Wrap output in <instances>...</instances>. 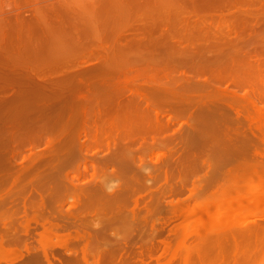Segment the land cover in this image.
I'll list each match as a JSON object with an SVG mask.
<instances>
[{"label":"bare ground","instance_id":"6f19581e","mask_svg":"<svg viewBox=\"0 0 264 264\" xmlns=\"http://www.w3.org/2000/svg\"><path fill=\"white\" fill-rule=\"evenodd\" d=\"M42 1L41 0H14L13 1L14 3L10 2L9 4H7V7H9L10 9L7 11V14L5 12V16L7 15L6 18L3 17V19L0 20V34H1L0 37L2 38V40L0 39V92H8L11 89H13L12 90L13 93L11 94L13 98L0 99V172H2L3 169H6L8 162H12V163L15 162L14 158L17 156L19 157V155L22 153V147H23L24 143L30 141V139L33 138L32 146H35L37 143H41V142H43V143L45 142L46 144H48V143L54 144L55 143V139L52 140L48 136L46 130H44L43 128H42L43 130L42 129H39V130L36 129L37 131L36 130L32 131L29 128H28L29 130H27V129L24 130L25 128L28 127V124L26 125V123H29L32 121L28 120V122H26V118L28 116L25 115V113H23L22 109L15 108V106L17 107V105H22L24 107L26 106L28 111L32 110V113L36 118L35 119L33 117L34 121L37 123L36 120L39 119L41 121V124L43 126L47 127V126L52 125V124L54 125V124H56V122L59 121L61 115L57 113L58 110L62 109L63 106H66L68 102H70V103L73 102V104H74L75 100H77L78 103H76L75 105L72 104L73 106L70 105V107H67L68 111H69L68 117H70V115H71L70 112L73 111L74 112L73 113L74 120H78L80 123V129H79L80 132L78 133V137H80V143H82V145L85 146V151H88L87 149H89L88 143H89L90 139L91 140H94V139L97 140L96 141V143H97L98 139H100L101 141H104L103 137L108 138V140L110 141L111 139L115 138L117 135H119L121 133L122 134L124 133L123 135H127L126 133H130L132 131V130H130L131 128L130 127H129L130 129L126 128V126L128 124L127 122L130 120L128 113L130 114V109L133 108L134 106L136 107V105H138V103L141 105L144 104L145 108H143V110L145 112H142V114L144 113L145 117L148 118V116L150 117L153 114L155 116V117L153 116V118H155L160 123L162 118H166L167 116H165V114H163V112H160L161 110H156L153 107H150V105L152 104V100H158L159 102H162L165 100L164 107H167V110H169V111L176 112L175 115H172V116H171V114L168 115V117L165 119V120H167L166 123L172 124L171 122L179 121L178 123L180 124V125H178V128L174 129V131L172 130V133H169L170 131H166V130H165L166 134H164V132H163V134L165 136L161 135V137L164 139V145L161 147L159 146L156 149L157 153H155L156 154V156H155L156 164L157 163L162 164V167L165 168V170L163 171V176H164L163 181L165 184L163 183L162 185H167L165 187L162 185L159 186V187H161L160 188L161 190L158 189L160 192V193L159 192L158 193L160 195H162L163 199L166 198L165 196H168L169 193L174 192V189L172 188V186L169 185L173 190L168 188V184L170 181V175L172 174V173L169 174L168 166L169 167L171 166V164L169 165V160L170 159L173 160L172 157H174L176 155L175 153H177V151H178L177 150L178 148L175 146H173V147L175 149L177 148L176 149L177 151L173 147L170 148L169 146H167V142L171 141V143H172L173 140L175 142L177 140L182 141L185 136H188L186 133L183 132L184 129L182 130V128L184 126H182V125H184V124L185 125H192L191 124L192 120L194 121L198 118V117H196V119L194 118L195 114L197 115L198 114L197 112H199V113L205 112L206 111V108H205L206 104L205 103H208V102H205L204 100L203 101L205 103H203L201 101H196V100L190 101L189 98H187L183 94H179L175 97H171L170 99H168L169 91H168L167 86H169L170 83L169 84L168 83L162 84V85H165L164 87H162L161 85H159V87H158L156 84H154V82H153L154 80H150V78H144V79H148V80H143V82H141V84H139L138 83V77H139L138 75H142L144 73L149 74V72L153 71V70H150L148 67H151V68H153V67L152 66H148V67L138 66L140 68H137L136 67L137 65L135 66V64H134V66H130L129 65L130 62L128 63V61H130L129 53H131L132 51L131 50L129 51V49L140 48V47L147 48V47L152 46L153 44H156V43H158V44L164 43L166 45L167 41L174 40V36L176 33L173 31V29H174L173 24H171L174 19L175 20L177 19L179 21V27L180 28L176 24L177 28L179 30H182L181 28L189 29L188 27L197 28V27L202 26L203 23H205V22H207V20H209V18L206 19L207 17L205 18V16H199V15H202L201 12L204 10H207V11L211 10V12L214 10H216V11L220 10L221 11L223 8H225L227 6L231 7V5H236V4H243V5H245V8H247V7H251L250 5L254 2V0H157L154 3L151 2L152 0H96V1L93 0L94 3L92 4L91 7H90L91 4H89L88 8H87V5H85L86 9L90 8L87 11H90V13L92 12L94 14V17L90 16L91 19L90 18L87 19L85 14L83 15L85 17L84 18L81 14H83L85 12H83L82 10H79L78 6H80V5L77 6L76 3L73 2L72 0H69V1H72L73 4H72V2L69 3V1L61 0V1H57L55 3L43 4L41 6L34 8V9H31V10L25 8L27 5H30L33 3L34 4L40 3ZM78 1L79 0H77V2ZM258 2H260L262 5H264V0H258ZM74 3H75V5H74ZM4 4H5V2H4ZM10 4H13V5L11 6ZM71 4L74 5L75 7L72 6ZM262 5H260V7H262ZM141 7L144 8V14H146L145 15L146 17L144 16V14H141V16L143 15L144 18H142V17H141V19L140 18L136 19V17L134 18L135 14L137 13V11ZM245 8H241V10L245 9ZM0 10H2V9H0ZM4 10H6V9H4ZM259 10L260 9H258V12H255V13L250 12L247 14L244 12L243 13L238 12L239 14H237V16L239 15V17L236 16L235 20L232 19L233 20L232 24L231 23L226 24V26H227L226 30L227 31L223 33V35L225 37L224 42H221L220 40L218 41L217 37H215L217 34L216 33L214 34L215 36H213V38L215 39V44L218 42V43H221L220 46H223L226 44V46L228 48L229 47L237 48L238 47L237 42H239V40L243 41L244 37L240 38V36L238 34H234V33H237L236 31L239 29L248 28L247 24L251 23L250 22L251 19H249V17H251L253 19H259L260 16L261 17L264 16V10L262 9L261 10L262 12H259ZM188 12L194 13L198 17H196V19H194V20H190V18L188 16L182 17V15H181L180 18H176L175 15L173 16V14L180 15V14H186ZM205 12L206 11H204L203 15H205ZM2 13H3V10H2ZM80 15H81V17H80ZM90 15H92V14H90ZM208 15H206V16H208ZM170 16H171V18H170ZM210 19H212V17H210ZM215 20L216 19L214 18V19L210 20L211 22H209V21L208 22L212 23V21H215ZM244 25H246V26L244 27ZM164 27H165L166 31L164 32V30H163L162 33H160L161 35L159 34V36H156V33H157L156 30L157 29H159V30L164 29ZM128 29H135L139 32L143 31L144 33H147L148 35H147V37H144V38H133V39L131 38L132 39V40L130 39L131 41L126 40V42H124L123 44L120 43V45H117V44H119L118 42L121 41V38L129 39L128 37L123 36L124 32H126V30H128ZM89 31H93L91 36H93L92 38H93L94 42H96V41L100 42L105 37H111V38H113V40H115L116 45H114V46L117 48H112L109 50L107 49L108 51H106L104 48H94V46L91 48V46L88 44L89 42L87 40L89 37L88 36ZM139 32H136V35ZM3 35H4V38H3ZM139 35H142V33H139ZM180 35L185 36L184 34H180ZM252 35L257 36L258 34H256V35L252 34ZM181 39H183V38H181ZM220 39L222 40V38H220ZM143 40H145V41H143ZM127 41H129V42H127ZM261 42L262 43L259 42V45L257 46V48H254V50H252V51L250 49H247V50L242 49V50H245L244 51L245 53H243V51H241V49H239L241 51L240 54L242 55V58L245 55L244 58L247 57L250 60L249 61L248 59H245L248 61L247 64L250 65L251 62H253V64L254 63L257 64L258 62L261 61L262 65H264L262 62V61H264V57H262L264 54V41H261ZM125 44L130 45L131 48H123V46H127ZM175 49H177V48H175ZM184 50L185 49L182 48V49H177L178 52L176 50H174L173 52L178 53V54L174 53L177 56L184 54V52H185V54L189 53V52L184 51ZM248 50H250V52H248ZM246 51L248 53H246ZM236 53H237V51H236ZM48 54L51 56L45 58L43 61H41L40 63H38L36 65H30V62L33 59H40V58H42ZM80 54L86 55V58L83 57L84 59H87V58L90 59V60L82 61L83 65L91 63L90 61L94 62L95 60L97 63L96 62H95L96 64L92 63V65L90 64L91 67L83 69V68H80V66L78 64H75V66H71L69 62L65 61L66 58H72V57L75 58L73 61L80 59V56H81ZM99 55L100 56L102 55V56L100 57ZM138 55H140V54H138ZM141 56L142 55H140V57ZM91 57H93L94 59L92 58L93 59L92 60ZM232 58H234V57H232ZM244 58H243V60H244ZM254 61H256V62H254ZM185 63L186 62H184V64ZM183 65H182V68H180V67L175 68V69L172 68L173 70L171 71V72H173L172 75L177 74L176 77L174 76L176 79L174 80V83L171 85L176 86V88L178 90H182V89L191 90V89H196L197 87H200V86H208V84H210L209 78H208V80H207V78L203 79V81L202 80L198 81V79L195 80V76H196L195 74H197L196 72L198 71V69H196L197 71L188 70L190 68H188L186 70L184 68L191 67V65L190 66H185V65L183 66ZM252 65H250V66H252ZM258 65H260V63ZM166 67H168V66H166ZM198 67L200 68L202 66H198ZM72 68H73V70L76 69V72H74V74L72 73L73 75L69 76L68 74L64 73V71L72 69ZM154 68H156V67H154ZM158 68H160V67H158ZM194 68H197V66H195ZM263 68L264 67L262 66L261 69H263ZM148 69H149V71H148ZM165 69L166 70L168 69V71H169L170 67L165 68ZM51 70H53V72L48 75V73ZM146 70L148 72H145ZM157 70H159V69H157ZM94 71H103L102 73H100V75L102 77L97 79V80L85 78L89 72H94ZM177 71H178V73L175 74V72H177ZM200 71L203 72V70H200ZM171 72H167V73L171 74ZM154 73H152V74H154ZM167 73H166V75H168ZM192 74H194V75H192ZM211 74H213V73H211ZM214 74H216V73L214 72ZM62 75L64 78L69 76L70 81L65 83L64 81H61L63 78L62 79L57 78L58 76H62ZM166 75L164 73L165 79H166ZM164 76H162V77H164ZM169 76H171V75H169ZM215 76H216V78H218L217 75H215ZM241 76L244 77L245 75L242 74ZM51 77H53V78H51ZM228 77H229V75H228ZM234 78H237V79L236 80L233 78H230V79H232L233 82L235 84H237V86L238 85L243 86L244 89H246L245 87L249 86V83L251 82V80L249 82L248 81L249 79H244L242 77H234ZM56 79H58V80H56ZM220 79L221 80L227 79V74L224 76H221ZM156 81H159V80H156ZM167 81H165V82H167ZM227 81H230V80H227ZM255 81H256V79H255ZM262 81H264V80H262ZM262 83L264 86V82H262ZM258 84H259V82H258ZM254 85H255V87H259V85H261V84H259V85L254 84ZM160 86H161V88H160ZM257 89H259V88H257ZM160 90H162V91L160 92ZM126 94L128 95L127 98L121 97V95H126ZM153 94H156V95L162 94V96H160L162 98H160L159 96L158 97L157 96L150 97ZM246 94H248V91H246ZM210 103H212L211 100H210ZM10 105H11V107H10ZM77 105L80 108V109H78V111L76 110ZM210 106L211 105H209V107ZM213 106H215V105H213ZM226 106H227V104H226ZM216 107L218 108V106H216ZM219 109H221V108H219ZM223 109H222V111L224 112ZM200 111H202V112H200ZM50 113H52L53 115H51ZM223 114H225V112ZM199 115H201V114H199ZM130 116H131V114H130ZM169 116H171V117H169ZM214 117H216V116H214ZM151 118H148V119H151ZM201 118H203V117H201ZM29 119H31V118H29ZM43 119L46 120V121L44 120L45 125L42 123ZM225 119H227V118H225ZM229 119H230V117H229ZM9 121H10V123H9ZM11 121H12V123H11ZM118 121L123 122L124 124L123 123L122 124L124 125L125 128L123 127L120 130L117 129L115 126L118 125L116 123ZM236 121H237V119H236ZM6 122H8L9 124H6ZM200 122H199V124H201ZM41 124H39V125H41ZM193 124H195V121ZM204 124H202V125H204ZM36 125H38V124H36ZM195 125H198V124H195ZM24 126H25V128H24ZM31 127H34V126H31ZM227 127H228V125H227ZM239 127H241V126H239ZM147 129L149 130V128H147ZM188 129H186V130L189 133L190 131H188ZM226 129L228 132V128H226ZM235 129H236V127H235ZM148 130H146V131L142 130L143 131L142 133L145 134L143 137L141 135L142 133L140 132L141 133L140 134L141 140L140 139L139 140L142 143L141 146H145V145H149V144L155 145L156 137H157L156 133L151 132L152 129H150V132H148ZM167 130H170V129L167 128ZM63 131H68V130L63 129ZM118 131H120V133H117ZM232 131H235V130L232 129ZM30 132H33V133H30ZM156 132L158 133V131H156ZM129 135L130 134H128L127 136H129ZM229 136H231V135H229ZM130 137H132V136H130ZM67 138L65 137V135H62L60 138H58V141H59L58 145L60 147H58V149L55 150L52 153V155H50V156H47V157H46V155H36L35 156L36 153L32 154V158L41 162V164L38 166V171L35 173L34 178L29 179V182H28L29 184L27 186H29V187H33V186L35 187L36 186L35 188L33 187L34 189L31 188L32 189L31 192L35 193L36 195L37 194H39V195H37L38 198H37V196H36V198H33V197H35L32 195L33 193L30 194V197L33 196L30 199H32V200L34 199L33 204H31L32 202H30V200L28 199L29 196H27L28 198L26 197L29 200L28 201V200H26V198H25L26 195L24 193H23L24 194L23 195L21 192L20 193L18 191H17L18 193L16 192V196L19 197V195L22 194L21 195L22 198L24 197L23 198L24 201L21 199V197H19L20 200H22L19 202H23L21 204L22 205L24 204L23 209H25L23 212L25 214L22 215V217L19 216V214H21V213L18 214V211L19 212L23 211L21 209L23 206L21 204L17 203L19 206L21 205L22 207H20V208H18L17 206L14 207L16 205V202H18L17 201L18 198H14L15 193H14L13 189H15V188L18 189V187L16 186V184H18V186L20 188L19 191L23 190V192H24V189H22V188H24L26 181H21L23 179L21 177H24L23 175L25 174L26 168L27 169H30V168L28 166L25 167L22 163H21L20 167L17 164L18 165V168L16 170L17 175H15L11 178V180H12V185H11L12 191H10L9 194L8 193L5 194L4 196L2 194H0V222L2 225V226H0V251H6L8 253L16 255L14 259L11 258V260H8L5 262L0 261V264H55L52 261V259L55 258L56 255L54 253L58 249H63L64 254L68 255V257L65 256L67 259H65V260L60 259L61 264H121V263L125 264V261H127L128 264H131V262L137 257L134 255L133 252L131 253V255H129L127 253L128 255L127 254L126 255L129 257H127L126 259H124L125 257L123 258L121 256L122 254H120L121 257L118 256L117 254L121 253L119 250H121V251L127 250L126 246H128L129 240L130 239L133 240V237L136 234L134 232H136V229L138 230L139 228H140V232L139 231L138 232L140 233V238L145 237L146 239H145V241L142 242L143 243L142 248L139 249L142 251L141 252L139 251L138 253H140L142 255H147V257H149V258L156 257L155 259H157L159 264H177L178 262H180V260H181V264H191V262L194 261V259H197L196 258L197 255H195L194 258L193 257L191 258V255H194L193 252H195L194 247H191V245H194L193 243L191 245H189L191 247V249H189L190 248L189 246H185V245L180 246L181 250H183V247H185V251L183 254L188 253V256L184 255V258L183 257L178 258L180 260H176L177 259L176 256L178 254H174L173 256H175V257L170 258V259L166 260L165 262L161 263L160 260L163 257H165L166 254L161 253L157 256L154 255L160 246L163 247L165 245V242L161 241L160 244H158V245L154 242V240L156 238L155 236L158 233L157 232L158 230L156 229L157 228L156 223L159 220V218L161 219V217H162V216H160L161 214L159 215L160 217L158 218L157 221L152 220L151 229H150V232H148V234L146 232L148 229L144 230L145 226L148 225L145 223H148L146 221H148V219L150 218V217H148V214H149V216H151V214H153L155 211L158 210V209L155 210L152 207L151 201L153 200V198H151V197L152 196H158L159 194L157 193L158 195L157 194L154 195L152 193L153 191L151 190L152 192L150 191L151 194H149V195H146V196L142 195V196L136 197L138 195L137 193L139 191L141 192L140 187L142 185H145V184H142L144 182H142L140 180V175H141L140 172H142V174H144V170H146V163H145L146 161L142 160L143 158L142 159H140L141 157L135 158V159H139V161H138L139 163H138V165H136L135 162L133 161L134 158L133 159L131 158L132 160H130L129 159L130 157L120 156L119 153L117 154V152H119L118 149H117V151L115 150L116 149L115 145H113L114 148L112 149V143H110L108 141L107 142V144H108L107 149L109 150V152L104 156L101 155V156H103L102 159H99V157L96 155V153L94 154V157H93L94 160L93 161L89 160V158L87 156H85V157H83V160H84L83 163L77 164L75 172H73V175H74L73 177H71L69 175V173H66V176H64L62 174V172H63L62 167H65L66 165H68V162L70 163V160L68 161V158H67V153L69 150L68 146H66L69 144V140H67ZM83 138H84V140H82ZM185 138H187V137H185ZM188 138H190V136ZM87 140H88V142H87ZM125 141H127V140L125 139ZM132 141L135 142L134 140H132ZM136 141H138V140H136ZM216 141H218V140H216ZM11 142H14L16 147L14 146V147L9 148L8 146L10 145ZM130 143H132V142H130ZM165 143H166V145H165ZM116 145H118V144H116ZM128 145H130V144H128ZM128 145H126V146H128ZM139 145H140V142H139ZM169 145H170V143H169ZM232 146H233V144H232ZM117 148H120V147H117ZM182 149L189 150V147L186 146L185 148H182ZM129 150H132V148L130 147ZM179 150H180V148H179ZM174 151H176V152L174 153ZM182 152L185 153L184 151H182ZM125 153L126 152H124V154ZM152 154H154V153H152ZM178 155L179 156L177 157V160L180 157V154H178ZM186 155L188 156L189 153H187ZM181 156H183V155H181ZM97 157L99 160L97 159ZM35 160H33V161H35ZM50 160H54L55 164L50 166V164H49ZM202 162H204V161H202ZM252 163L255 164L256 162H252ZM153 164H151V165H153ZM45 165L47 166V168L49 166V169L48 170L46 169L47 171L45 169H44V171L41 169ZM134 165L138 166V168H136ZM162 167H159V168H162ZM242 167L244 168V166H242ZM248 167H250V166L248 165ZM15 168H16V166H15ZM134 168H135V170H134ZM254 168H255V166H254ZM107 169H112L113 173L114 174L116 173L119 176H121V175L126 176V174H129V175H128V177H125V179L122 183H119L117 185H111V183H110L108 185V183H106V181L103 180V178L102 179L97 178V174L100 171H105ZM258 169H259V167H258ZM82 170H84V171H82ZM133 170L135 171L134 176H131L130 173ZM181 170H183V169H181ZM156 171H158V170H156ZM220 171H218V172H220ZM106 172H108V170ZM225 173H222L220 175H217V173L216 174L214 173V174H212V177L209 176V180L216 182V184H211L210 183L211 181H209L207 179H206L207 182H204L203 186L205 188L212 187V189L214 190L212 193L210 192L211 195L208 194V196H211V198L214 199V202L216 200H218L221 204L219 202H217V203H219V205L226 206V208L225 209L222 208L223 209L222 211H221V208H218L219 212H221V213L216 214V215L220 214L219 217L218 216L216 217V215L214 216L215 217L214 220L217 222V224L215 226H213L215 223L212 224L213 219L207 220L209 224H212L213 228L208 229V227L211 226V225H209L206 228L203 227L202 231H200V230L195 231V235H196V237H198V238H196V237L195 238L198 239V243L202 246L199 247L200 250H199V248L196 247L198 245L195 244L194 246H195L196 250L198 249L199 251H202L201 250L202 247H204L206 244L205 248L208 247V249H207L208 251L206 250V254L209 255V252L211 251V253H210L211 258H213V257L219 258V259H216V261H214L215 258L214 259L209 258L210 261L208 263H211V264H218V262H219V264H252V263H254L253 261L256 262V260L260 259L259 257H257L256 260H254L256 255L260 256V254H256L257 251H259L258 253H262L264 251L263 250L261 252L262 248L264 249V247H263L264 246V216H262L264 214L261 215L262 217H259L256 214L255 216H257V217L253 216L256 219L251 218L250 221H248V222H244L243 224L239 223V225H240L239 227H226L223 224L225 222H228L227 220H229V219H227V218L230 216L228 214L235 213L236 211H238L237 213H239L241 215L242 214L245 215V214H248V212H249V210H247L248 208L252 212H254L253 206L262 202L264 199V190L261 192L262 194H256L253 196L250 195L251 197L248 196L249 194L246 195L247 193H243V192H241L242 194H237L236 192L234 193L233 190H235L234 188H236L235 187L236 184L240 183V181L235 179V177L233 179L232 177H229V176H232V175L236 176V175H238V173L235 171L232 173L228 172L229 176L227 175V177H222L223 174L225 176ZM241 173H242L241 175H244L243 171ZM60 174L63 175V177H62L63 179L60 177ZM109 174H110V172H109ZM81 177L85 178L84 182L82 183L85 185L80 184ZM143 177L144 176H142V178ZM64 178H65V180H64ZM239 178H241V177H239ZM50 179H54L55 181L63 180L67 184V185L65 184L67 187L64 188V190L66 191L69 188L68 192H66V193L68 194L70 192L72 194V198L74 199V200H72V203L69 204L68 213H65V210L63 209V207L61 208V210H58V209H60V208H58L57 211L55 210V211L45 212L42 210L46 206L45 202L46 203H47V201L49 202L50 196H48L47 197L48 199H46V196L48 194L45 193L44 187H45L46 182L49 181ZM74 179H76V180H74ZM188 179H190V178H188ZM151 180L153 181L155 179H151ZM219 180L221 181V183L217 184V182H220ZM222 180H224V181L222 182ZM244 180H245V178H244ZM3 181H5V182L8 181V174L6 172L4 174L0 175V185L3 183ZM147 181H149V180H147ZM173 182L175 183V180ZM208 182L211 185H209V187H206L205 185L208 186V184H209ZM262 182H264V181H262ZM21 183H23V184H21ZM153 183H154V181H153ZM212 185H216V186H214L215 188ZM262 185L263 184H261V186ZM193 186H197V185H193ZM104 187H106L107 189H110V190L114 189V192L107 194L103 190ZM162 187H164V188H162ZM36 188H39L38 190L39 191L41 190V192H39L38 190H36V191H38V193H36V191H33ZM175 188H178V187H175ZM197 188L202 189L203 187H192V189H191L192 193H190V196H188V197L198 198L201 194V193L199 194L198 192H202V190L198 191ZM263 188L264 187H262L261 189H263ZM158 190H156V191H158ZM182 190H183V188H182ZM256 190L257 189H255V191ZM84 193H87L88 199L85 195L82 198H80V196H82ZM17 194H19V195H17ZM45 194H46V196H45ZM130 194L133 197H135V198L132 197L134 199L135 203H134V206L132 205L133 207L130 208V210L128 209V212H126L124 214L123 211L120 210V207L116 208L114 206L118 207V205H119L118 203H120V201L122 200L120 198H122L123 196L127 197V199H130V201L133 202V199L131 200V197L130 198L128 197V196H130ZM94 196H96L99 199L101 197L104 198V201L102 199L103 202H101V203H106L105 201L110 202L109 206H110V208L112 207L113 210L111 211V216L109 218V222H108V224H105L104 222L102 224H100V223L92 224V225H95L96 227H95L94 231H91L90 228L92 225L88 224V222H86L85 220H82V228L80 229V202H83V205L87 204V203L89 204L91 202H88V201L90 199H92ZM96 197H95V199H96ZM158 197H161V196H158ZM69 198H70V196H69ZM50 199H51V197H50ZM139 199L144 200L143 210L141 209V207L139 208V201H140ZM118 200H120V201H118ZM211 200H208V202ZM92 201H95V200L93 199ZM122 201H124V200H122ZM163 201L164 200L161 201V204ZM212 201L210 204L208 203L206 206H209V205L212 206L214 203V202L212 203ZM27 202H28V204L30 202L29 205H31V206H29L27 204ZM149 203H151V204H149ZM48 204H50V203H48ZM177 204L180 205L181 202L177 203ZM34 205H35V207H34ZM109 206H106V207H109ZM203 206H204L203 211H205V212H207V210H208L207 208H210V209L212 208V207H206L205 204ZM217 206H216V209H217ZM250 206H252L253 209H251ZM157 207H159V206H157ZM162 207L160 208V212H161ZM171 207H172L171 208L172 210H170V213L172 212L171 215L173 217L172 216L171 217L170 216L169 217L168 216L162 217V219L160 221L161 226L166 225L172 218L173 219L178 218V216L176 215V211L173 209V205ZM178 207L179 206H177V208ZM27 208H30V210L32 209V214L29 213V211L27 212V210H28ZM137 208H139V209H137ZM197 208L198 207L196 206L195 211H194V213H196V214H194L193 217L198 215L197 213H199L198 209L200 208V205H199V208L198 209ZM18 209H20V210H18ZM205 209H207V210H205ZM44 210H46V209H44ZM196 210H197V212H196ZM233 211H235V212H233ZM160 212L158 210L157 213L159 214ZM252 212H251V214H253ZM237 213H235V215ZM225 216H227V217H225ZM237 216H239V215H237ZM20 217H21V220L18 219ZM66 217H68L67 219L71 220V223H70L71 225H69V226L62 225L60 222H58L60 219L64 220L63 218H66ZM207 217L213 218V216H208V215H207ZM232 217L236 218L234 216H232ZM16 218H17V221L18 220L21 222L24 221L25 223L21 224L18 222L19 224H14V223H17ZM123 220L128 221L126 227H123V226L120 227V224ZM31 221H36L37 223L40 222V226L43 229V231L41 233H38L39 237L36 240L37 244H34V243L30 244L24 238V235L26 236L29 233V229L31 227V225H30ZM209 221H211V222H209ZM239 221H244V220H239ZM245 221H247V219ZM234 222H236V221L234 220ZM72 224H73V226H72ZM116 224L118 226H116ZM143 224H145L144 229L142 228ZM18 225H20L22 227H20V226L18 227ZM118 227H120V229H122V228L125 229L124 231L123 230H121V231H123V232L127 231V234H125L126 233L125 232L123 234L124 236H122L121 235L122 232H120V230H118L119 229ZM109 229L111 231H113L112 236H114L113 238H115L113 241L116 240L115 242H118V244H116L114 242L115 246H114V244H112V246H109L111 248H109V250H104L105 253L102 252V254L104 256H101L100 255V251H101L100 242L102 241V239H105V242H106V239H107L106 234L108 232L107 230H109ZM133 234H134V236H133ZM158 235H160V234H158ZM80 236L82 238V244L81 245H80ZM178 242H180V243L183 242V239H182V241H178ZM111 243H113V242H111ZM169 247H170V243H167V245L165 247H163V249L165 251H168L170 249ZM131 250H132V248H131ZM189 250H191V251H189ZM158 251H160V248L158 249ZM203 253H205V251ZM213 253L215 254V256L211 255ZM132 254H133V256H135V258L132 257ZM196 254L199 255V253H196ZM227 255H230V256H228L229 259H227ZM116 256H118V257H116ZM199 256H201V255H199ZM263 256L264 255L262 254L261 259L259 261H262ZM51 257H53V258L51 259ZM131 257L133 258L132 261L129 260ZM116 258H118V259H116ZM189 258H191L193 260H191ZM176 261H178V262H176ZM198 261H199V259H198ZM207 261H208V259H207ZM133 262L135 263L136 259ZM133 262H132V264H134ZM143 262H145V261H143ZM194 262H192V264H194ZM201 263H203V261ZM144 264H146V263H144ZM197 264H199V262Z\"/></svg>","mask_w":264,"mask_h":264},{"label":"rangeland","instance_id":"374dc122","mask_svg":"<svg viewBox=\"0 0 264 264\" xmlns=\"http://www.w3.org/2000/svg\"><path fill=\"white\" fill-rule=\"evenodd\" d=\"M1 1H0V9L3 10L4 14L2 13V10H0V20H2L3 17L6 18V16H7V15L5 16V12L7 14V11L10 9L9 7H7V4H9L10 2L14 3L13 2L14 0H9V1L8 0H1ZM3 1L5 2V4ZM57 1H61V0H43L40 3H35V4L33 3L30 5H27L25 8L31 10V9H34L38 6L43 5V4L55 3ZM66 1H69V0H66ZM72 1L75 2L77 6L78 5L81 6V7L78 6L79 10H82L83 12H85V13L81 14L82 16L85 14L87 19H89V18L91 19V17H94V14L92 12L90 13V11H87L90 8L86 9V6H85V5H87V8H88L89 4H91L90 5V7H91L92 4L94 3L93 0H79L78 2H77V0H72ZM72 1H69V3ZM94 1H96V0H94ZM155 1H157V0H152L151 2L154 3ZM73 2H72V4H73ZM260 2H258V0H254V2L250 5L251 7L246 6L247 8H245V5H243V4H236V5H231V7L227 6V7L223 8L221 11L220 10H217V11L214 10L215 12L214 11L211 12V10L210 11L204 10V11H206L205 15H203L204 11L201 12L202 15H199L200 13L198 15L199 16H205V18L207 17L206 19L209 18V20H207V22L203 23L202 26L197 27V28L188 27L189 29L181 28L182 30H179L177 28V25L179 27V21L177 19L176 20L174 19L171 23V24H173V28H174L173 31L176 33L174 36V40L167 41L166 45L164 43H159V44L156 43V44H153L152 46H149L147 48L140 47V48L129 49V51L130 50L132 51L131 53H129L130 61H128V63L129 62L131 63V64L129 63L130 66H134V64H135V66L137 65L136 66L137 68H140L138 66H141V67L142 66H146V67L152 66L153 68L156 67L154 69L151 67H148L150 70H153V71H150L149 74H146L143 72L144 74L138 75L139 76L138 77V83L139 84H141V82H143V80H148V79H144V78H150V80H154L153 81L154 84H156L158 87H159V85L164 87L165 85H162V84H166V83L169 84L170 83V85L167 86L168 91H169L168 99H170L171 97H175L179 94H183L187 98H189L190 101L196 100V101H201L203 103L208 102V103H205L206 107L204 106L206 108V111L204 110L205 112L200 111L202 113L197 112L198 114L197 115L195 114L194 118L195 119H196V117L199 118V119L197 118L198 120L197 119L194 120L195 124H198V125L193 124L194 121L192 119H191L192 120L191 124L193 126L192 125H185V124L182 125V126H184L182 128V130L184 129L183 132L188 135L185 137L188 138L190 136V138L187 139L184 137L182 141L177 140L175 142L173 140L172 143H171V141L167 142V146H169L170 148L175 146L178 148V149L177 148L176 149L179 151L178 152L173 147L177 151V153H175L176 151H174V153L176 155L174 154L175 156L174 155L173 156L175 158L172 157L173 160H171V159L169 160V165L171 164V166L170 167L168 166L169 174L172 173L170 175V181L168 184V188H170V189L173 188L174 189L173 193L172 192L169 193L168 196H165L166 198H164V199L162 198V195L159 194L160 193L159 190H161L160 189L161 187H159V186H161L164 183L163 171L165 170V168L162 167V164H159V163L156 164V162H155L156 161L155 160V156H156L155 153H157L156 149L159 146L161 147L164 145V139L161 137V135L165 136L164 135V134H166L165 130L170 131L169 133H172V130L174 131V129L178 128V125H180L178 123L179 121L171 122L173 125L166 123L167 120H165V119L168 117V115H170V114H171V116L175 115L176 112L169 111V110H167V107H164L165 100L162 102H159L158 100H152V104L150 105V107H153L156 110H161L160 112H163V114H165V116H167L166 118H162L160 123L155 118H153V116H154L153 114L150 117L148 116V118L152 117L151 119H148L147 117H145L144 113L142 114V112H145L143 110V108H145V106H144V104L141 105L138 103V105H136V107L134 106L133 108L130 109L131 116L128 113L130 120L127 122L128 124H127L126 128H128V129L131 128L130 130H132L130 133H126L127 135L130 134L129 136L123 135L124 133L123 134L121 133V134L117 135L115 138L111 139L110 141L108 140V138H105V137H103L104 141H101L100 139H98L97 143H96L97 140H95V139L91 140L90 139L89 143H88V146H89L88 147L89 149H87L88 151H85V146L82 145V143H80V137H78V133L80 132L79 131L80 123L78 120H74V117H73L74 112L71 111L70 112L71 115H70V117H68L69 111H68L67 107H70V105L73 106L76 103H78V101L75 100L74 104H73V102L72 103L68 102L66 106H63L62 109L58 110L57 113L61 115L59 121L56 122V124H54V125L52 124V125H49L47 127L43 126L39 119L36 120L37 121V123H36L34 121L35 116L33 115L32 110L28 111L26 106L25 107L22 105H17V107L15 106V108H17V109H22L23 113H25V115L28 116L26 118V122H28V120L32 121V122L26 123V125L28 124V127L25 125L27 128H25V126H24V128H25V129L23 128L24 130L30 129L33 131L36 129L39 130V129L43 128L44 130H46L48 136L52 140L55 139V143L54 144H49V143L46 144L45 142L44 143L43 142H41V143L36 142L37 144L35 146H32L33 138L30 139V141L24 143V145L22 147V153L19 155V157L17 156L14 158L15 162H13V163L8 162L6 169H3V171L0 172V175L4 174L5 172L8 174V181L7 182L3 181V183L0 185V194H2L4 196L5 194H7V193L9 194L10 191H12V186H11L12 180H11V178L13 176L17 175L16 170L18 168V165L20 167V165L22 163L25 167L28 166L30 169L26 168L25 174L23 175L24 177H21V178H23L21 181H26L24 188H22V189H24V192H23V190L19 191L20 188H19L18 184H16L18 189H16V188L13 189L14 193H15L14 198H18V200H17L18 202H16V205L14 207L17 206L18 208H20L24 205V204L23 205L21 204L23 202H19V201H22L24 198V197L22 198V196H21L23 193L26 195L25 198L27 196H29V198L28 197L27 198L30 200V202H32L31 204H33L34 199L32 200L30 198H32L33 196H35L33 198H36V196L39 194L36 195L35 193L31 192V190L34 189L36 186L35 187L33 186L34 187L33 188V187H29L27 185L29 184L28 183L29 179L34 178L35 173L38 171V166L41 164V162L32 158V154L36 153L35 156L36 155H46V157L52 155V153L55 150H57L58 147H60L58 145V143H59L58 138H60L62 135H65L66 138L68 137L67 140H69V144L66 146H68V148H69L68 153H67V158H68V161L70 160V163L68 162V165H66L65 167H62L63 172L62 171L61 172L64 176H66V173H69V175L71 177L74 176L73 172H75L77 164L83 163V161H84L83 157L87 156L89 158V160L93 161L94 160V158H93L94 154L96 153V155L99 157V159H102L103 156L109 152V150L107 149V147H108L107 142L109 141L110 143H112V149L114 148L113 145H115L116 151L118 149L119 152H117V154L119 153L120 156L130 157L129 158L130 160H132L134 158L133 161L135 162L136 165H138L139 159H135V158L141 157L140 159L143 158L142 160L146 161L145 162L146 163V170H144V174H142V172H140L141 173L140 180L142 182H144L142 184H145V185L141 184L142 185L140 187L141 192L139 191L137 193L138 195L136 197H139L142 195L143 196L149 195V194H151L152 191H153L152 193L154 195H156L159 192L158 193L159 195L158 194L157 195L161 196V197H158V196H152L151 197V198H153V200L151 201L152 204L151 203H149V204H151L155 210L158 209L160 212V208L162 206L163 207H162L161 212L159 214L157 213L158 210L155 211L153 214H151V216H149V214H148V217H150V218L148 219V221H146L148 223H145V224H148L147 225L148 227L145 226V229H144L145 224L142 225L143 226L142 228L144 230H147V229L149 230V231L148 230L146 231L147 234H148V232H150L152 220L157 221L160 216H162V217H164V216L169 217L170 216L171 217L172 212L170 213V210H172L171 209L172 205H173V209L176 211V215L178 216V218H174V219L172 218L166 225L161 226V223H160V221L162 219V217H161V219L159 218V220L156 223L157 228L156 227L155 228L158 230L157 231L158 233L155 236L156 238H155L154 242L158 245V244H160L161 241H164L165 245L163 247H165L167 245V243H170V247H169L170 249L168 251H165L163 249V247L160 246L159 247L160 251H158V249H159L158 248L157 252L154 254L155 256H157L161 253L166 254V256L160 260V262L162 263V262H165L166 260H168L170 258L175 257V256H173L174 254H178L176 256V258H177L176 260H180V259H178L180 257L184 258V255L188 256V253L183 254L185 251V247H183V250H181L180 246H184V245L189 246L193 243L194 245L195 244L198 245V246H196L197 248L201 247L202 245H200L198 243V239H196L198 237H196L195 231H197V230L202 231L203 227L206 228L209 225H211V226L208 227V229L213 228V226H215L217 224V222L214 220V218H215L214 216L218 213H221V212H219L218 208H221V211L223 210L222 208H224V209L226 208V206H224V205L223 206L219 205L220 202L218 200H216L214 202V199H212L211 196H208V194L211 195V193L214 191L212 189V187H209V185L216 184V182L209 180V176L212 177V174H214V173L215 174L217 173V175H220V174L226 172L227 174L225 173V176L223 174L222 177H227L228 172L232 173L235 171L238 173L239 176L238 175H236V176L235 175H232V176L228 175L229 177H232L233 179L235 177V179L240 181V183L236 184V186H235L236 188H234L235 190H233L234 193L236 192L237 194H242L241 192H243V193H247L246 195L249 194L248 196H250V195L253 196L256 194H262L261 192L264 190V188L261 189L262 187H264V182H262V181H264V89H263L264 86L262 83V82H264V81H262V80H264V68L261 69L262 66L264 67V65H262L261 61L259 60L260 62H258L257 64L256 63L253 64V62H251L253 65L250 63V65H252V66H250L249 64H247L248 61L245 60L248 58L247 57L244 58V56H245L244 55L243 56L244 60H243L242 55L240 54L241 51H243V53H245L244 51L247 49H250L251 51L254 50V48H257V46L259 45V42L262 43L261 41H264V16H262V17L260 16L259 19H253V18L249 17V19H251L250 20L251 23L247 24L248 28L239 29L236 31L237 33H234V34H238L240 36V38L244 37L243 41L239 40V42H237L238 43L237 48H231V47L228 48L226 46V44L223 46H220L221 43H218V42L215 44V39L213 38V36H215L214 34L216 33L217 35L215 37H217L218 41L220 40L221 42H224L225 37H224L223 33L227 31L226 30L227 29L226 24H230V23L232 24V22H233L232 19H234V20L236 19L235 17L237 16V14H239L238 12H240V13L244 12L246 14L250 13V12L255 13V12H258V9H260L259 12H262L261 10L262 9L264 10V7H263L264 5H262ZM75 3H74V5H75ZM259 4L262 5V7H260ZM10 5L12 6L13 4H10ZM74 5H72V6H74ZM241 8H245V9L241 10ZM4 9H6V10H4ZM90 14H92V15H90ZM141 14H144V8L143 7H141L137 11L134 18L135 17H136V19H138V18L141 19V17L144 18L143 15L141 16ZM81 15H80V17H81ZM145 15L146 14H144V16ZM174 15L176 18H180L181 15H182V17L188 16L190 18V20H194V19H196V17H198V16H196V14L189 13V12L186 14H180V15L173 14V16ZM206 15H208V16H206ZM210 17H212V19L215 18L216 20L212 21V23H209V22H211L210 20H212V19H210ZM237 17H239V15ZM170 18H171V16H170ZM245 26L246 25H244V27ZM163 30H164V32L166 31L165 27H164V29H161V30L157 29L156 30L157 33L155 32L156 36H159V34L162 33ZM136 32H139V31H137L135 29L126 30V32H124L123 36H126L129 39L121 38L120 42L117 41L119 43L117 45H120V43L123 44L124 42H126V40H130L131 38L132 39L133 38H144V37H147V35H148L147 33H144L143 31L139 32V33H142V35H139V33L136 35ZM88 33H89V35H88L89 37L87 40H88V42H89L88 44L91 46V48L94 46V48H104L106 51H108L109 49H112V48H117L114 46V45H116L115 44L116 42H115V40H113V38L105 37L100 42L99 41L94 42L93 38H92L93 36H91L93 31H89ZM180 34H184L185 36L180 35ZM252 34H255V35L258 34V35L253 36ZM0 36H1V34H0ZM3 38H4V35H3ZM181 38H183V39H181ZM220 38H222V40ZM0 39L2 40L1 37H0ZM145 40H143V41H145ZM127 42H129V41H127ZM127 44H125V45H127ZM123 48H131V46L127 45V46H123ZM175 48H177V49L183 48V49H185L184 51H187L189 53L185 54V52H184V54L177 56L176 54H178V53L173 52L174 50L177 51V49H175ZM239 49H241V51ZM242 49H245V50H242ZM250 50H248V52H250ZM236 51H237V53H236ZM248 52L246 51V53H248ZM174 53H176V54H174ZM138 54H140L142 56L140 57V55H138ZM50 56L51 55L48 54V55H45L44 57H42L40 59H33L30 62V65H36V64L40 63L41 61H43L45 58L50 57ZM83 57L86 58V55H81L80 59H77L75 61H73L75 59L74 57L66 58L67 60L65 59V61L69 62L71 66H75V64H78L80 66V68H83V69L91 67L92 63L94 64L96 62V60L94 62L90 61L91 63L83 65L82 61L90 60L88 58L84 59ZM232 57H234V58H232ZM262 57H264V54ZM92 58L93 57H91V59ZM184 62H186L187 64L186 63L184 64ZM254 62H256V61H254ZM262 62L264 64V61H262ZM259 63H260V65H258ZM183 64L185 66L191 65V67H186V68L183 67L186 70L188 68H190L188 70L197 71L196 69H198V71L196 72L197 74H195L196 75L195 80L198 79V81H201V80L203 81V79L207 78V80H208V78H209L210 84H208V86H200V87H197L196 89H191V90H189V89L188 90L187 89L178 90L176 88V86L171 85L174 83V80L176 79L175 78L177 75L176 73H178V71H177V72H175L176 75H172V73H173V72H171L173 70L172 68H174V69L178 68V67L182 68ZM166 66H168V67H166ZM195 66H197V68H194ZM198 66H202V67L199 68ZM158 67H160V68H158ZM169 67L171 70L169 69V71H168V69L167 70L165 69V68H169ZM149 69H148V71H149ZM157 69H159V70H157ZM200 70H203V72ZM148 71L146 70L145 72H148ZM52 72H53V70H51L48 73V75L51 74ZM74 72H76V69L73 70V68L64 71V73L68 74L69 76L73 75ZM102 72L103 71L89 72L85 78L97 80V79L102 77L100 75V73H102ZM167 72H171V74L170 73L168 74ZM214 72L216 74H214ZM152 73H154V74H152ZM164 73H165V75H166V73L168 74V75H166V79H165ZM211 73H213V74H211ZM226 74H227V79L221 80L220 77L224 76ZM242 74L245 76L244 77L241 76ZM169 75H171V76H169ZM192 75H194V74H192ZM215 75H217L218 78H216ZM228 75H229V77H228ZM69 76L64 78L62 75V76H58L57 78L58 79L63 78L61 81H64L65 83H67L68 81H70ZM162 76H164V77H162ZM234 77H242L244 79H249L248 81L250 82V80H251V82H250L251 84L249 83V86L245 87L246 89H244L243 86H239V85L237 86V84H235L233 82V80L230 79V78H233L236 80L237 78H234ZM51 78H53V77H51ZM58 79H56V80H58ZM255 79H256V81H255ZM156 80H159V81H156ZM227 80H230V81H227ZM165 81H167V82H165ZM258 82L262 86L259 85ZM254 84L259 85V87H255ZM161 86H160V88H161ZM257 88H259V89H257ZM12 90L13 89H11L8 92H0V99L13 98L11 95L13 93ZM161 91L162 90H160V92ZM246 91H248V94H246ZM152 96L153 97H155V96L160 97V96H162V94H158V95L153 94L150 97H152ZM121 97L127 98L128 95L127 94L121 95ZM160 98H162V97H160ZM210 100L212 103H210ZM226 104H227V106H226ZM209 105H211V106L209 107ZM213 105H215V106H213ZM216 106H218V108ZM10 107H11V105H10ZM219 108H221V109H219ZM78 109H80V108L77 105L76 110L78 111ZM222 109L224 110L225 114H223L224 112L222 111ZM50 114L53 115L52 113H50ZM199 114H201V115H199ZM171 116H169V117H171ZM214 116H216V117H214ZM201 117H203V118H201ZM224 117L227 119H225ZM229 117H230V119H229ZM29 118H31V119H29ZM236 119H237V121H236ZM44 120L45 119L42 120V123L45 125ZM33 121L38 125H36ZM199 122L201 124H199ZM9 123H10V121H9ZM9 123L6 122V124H9ZM11 123H12V121H11ZM116 123L118 124L117 126H115L117 129L120 130L124 127L123 122L118 121ZM39 124H41L43 127ZM202 124H204V125H202ZM227 125H228V127H227ZM31 126H34L35 128L31 127ZM239 126H241V127H239ZM225 127L228 128V132H227V129ZM235 127H236V129H235ZM147 128H149V130ZM167 128L170 130H167ZM63 129H66L68 131H63ZM150 129H152L151 132L156 133V136H157L155 145L149 144V145L141 146L142 143L140 141L141 140L140 136L142 135V137H143L145 135L142 132L146 131V130H148V132H150ZM186 129H188V131H190V132L188 133ZM232 129L235 131H232ZM156 131H158V133ZM163 132H164V134H163ZM30 133H33V132H30ZM117 133H120V131H118ZM229 135H231V136H229ZM130 136H132V137H130ZM125 139L128 142L125 141ZM131 139L134 140L135 142H133ZM82 140H84V138ZM136 140H138V141H136ZM216 140H218V141H216ZM87 142H88V140H87ZM130 142H132V143H130ZM139 142H140V145H139ZM169 143H170V145H169ZM116 144H118V145H116ZM128 144H130V145H128ZM232 144H233V146H232ZM126 145H128V146H126ZM165 145H166V143H165ZM14 146H15V143L11 142L8 147L11 148ZM186 146L189 147V150L182 149V148H185ZM117 147H120V148H117ZM130 147L132 148V150H129ZM179 148H180V150H179ZM182 151H184L186 154L189 153V155L187 156ZM124 152H126V153L124 154ZM152 153H154V154H152ZM178 154H180V157L177 160V157L179 156ZM101 155H103V156H101ZM181 155H183V156H181ZM98 157H97V159H98ZM33 160H35V161H33ZM202 161H204V162H202ZM252 162H256V163L253 164ZM49 164L51 166V165L55 164V161L50 160ZM151 164H153V165H151ZM136 165H134V166L136 168H138V166H136ZM248 165L250 167H248ZM15 166H16V168H15ZM242 166H244V168ZM254 166H255V168H254ZM257 166L259 167V169ZM159 167H162V168H159ZM41 169L43 171H44V169L48 170L49 166L47 168V166L45 165ZM181 169H183V170H181ZM107 170H108V172H106ZM107 170L100 171L97 174V178L98 179L103 178V180H105L106 183H108V185L110 183H111V185H117L119 183H122L124 181L125 177H128V175H129V174H126V176L125 175L119 176L116 173H115L116 174L115 175L113 173L112 169H107ZM134 170H135V168H134ZM134 170L130 173L131 176H134V172H135ZM156 170H158V171H156ZM82 171H84V170H82ZM218 171H220L221 173ZM242 171H243L244 175H241ZM109 172H110V174H109ZM63 175L60 174V177L62 178ZM142 176H144V177L142 178ZM239 177H241V178H239ZM188 178H190V179H188ZM244 178H245V180H244ZM84 179L85 178L81 177V179H80L81 185H85V184H82L84 182ZM151 179H155V180H153L154 183ZM206 179L211 181L210 182L211 184L208 182L209 183V184L207 183L208 186L205 185L206 187H209V188H205L203 186L204 182H207ZM64 180H65V178H64ZM74 180H76V179H74ZM147 180H149V181H147ZM174 180H175V183L173 182ZM223 181L224 180H222V182ZM220 183H221V181L217 182V184H220ZM21 184H23V183H21ZM65 184L66 183L63 180L55 181L54 179H50L49 181L46 182L45 187H44V191L48 195L46 196V194H45V196H46V199H48L47 198L48 196H50L51 199L49 197V202L48 201H47V203L45 202L46 206L44 209H46V210L41 208L43 211H45V212H47V211L50 212V211H55V210L57 211L58 208H60L58 210H61V208L63 207V209L65 210V213H68L69 204L72 203V200H74V199L72 198V194L70 192L68 194L66 193V192H68L69 188L66 191L64 190V188L67 187L66 186L67 184L66 185ZM261 184H263V185L261 186ZM169 185L172 186V188ZM193 185H197V186H193ZM237 185L238 186L240 185L239 186L240 188ZM162 186L165 187L167 185H162ZM191 186L192 187H203L205 189L204 190L203 188L202 189L197 188L198 191L202 190V192H203V193L198 192L199 194L201 193L200 194L201 197L200 196L198 198L188 197V196H190V193H192L191 192L192 191ZM212 186L214 187L216 185H212ZM164 187H162V188H164ZM175 187H178V188H175ZM182 188H183V190H182ZM38 189L39 188H36L33 191H36ZM255 189H257V190L259 189V190L255 191ZM103 190L107 194L114 192V189L110 190V189H107L106 187H104ZM154 190L155 191L158 190V191L155 192ZM17 191L19 193L20 192L22 193L20 195L17 194V195H19V197H21L22 200H20V198L18 196H16ZM38 191H36V193H38ZM39 192H41V190ZM30 194H32L33 196L31 195L32 197H30ZM84 195L88 199L87 193H84L82 196H80V198H82ZM69 196H70V198H69ZM95 197L96 196H94L92 199H90L88 201L91 203L84 204L85 206L83 205V202H80V229L82 228V220H85L90 225L95 224V223L102 224L103 222L105 224H108V222H109V218L111 216V211L113 210V208L112 207L110 208V206H109L110 202L105 201L106 203H101L104 201V198L101 197L99 199L96 197V199H95ZM128 197L129 198L131 197V200L133 198H135L131 194ZM27 198H26V200H28ZM37 198H38V196H37ZM93 199L95 201H92ZM102 199H103V201H102ZM120 199H122L124 201L118 200V201H120V203H118L119 205L116 203L118 205V207L117 206H114V207H116V208L120 207V210H122L123 213L125 214L126 212H128V209L130 210V208H132L134 206L135 201L133 199V202H131L130 199H127V197H125V196H123ZM139 200H140L139 201V208L141 207V209L143 210L144 200L143 199H139ZM162 200H164V201L161 204ZM208 200H211L212 203L214 202L212 206L211 205L206 206L208 203L209 204L211 203V201L208 202ZM30 202H29V204H30ZM180 202H181V204L178 205L177 203H180ZM217 202H219V203H217ZM17 203L21 204L22 206L21 205L19 206ZM48 203H50V204H48ZM27 204H28V202H27ZM204 204L206 207H212L211 209L207 208L208 210L205 209V210H207L208 213L203 211L204 210V206H203ZM199 205H200L201 209L199 208ZM29 206H31V205H29ZM106 206H109V207H106ZM157 206H159V207H157ZM177 206H179V207L177 208ZM196 206L199 208V209L197 208L199 210V213H197L198 215H196L195 216L196 218H195L193 216H194V214H196V213H194ZM216 206H217V209H216ZM34 207H35V205H34ZM250 207H251V209H253V207H254V212H252L249 208L247 209V210H249L248 214H245V215H243V214L241 215V214L237 213L238 211H236V212L233 211L237 214L236 215H235V213L228 214V215H230L227 218L229 220H227L228 222L224 221L225 223L223 225H225L226 227H239L240 226L239 223L243 224L244 222L250 221L251 218H254L257 216H259V217L264 216V215H262V214H264V199L262 202L258 203L257 205H254L253 207L250 206ZM23 208H24V206L21 208L23 211H21V212L18 211V214L21 213V214H19V216H21V217H22V215L25 214V213H23L25 210ZM139 208H137V209H139ZM27 209H28L27 212L29 211V213L32 214V209L31 210H30V208H27ZM18 210H20V209H18ZM250 211L253 214H251ZM196 212H197V210H196ZM256 214H257V216H255ZM207 215L213 216V218H211V217L209 218V217H207ZM219 215H216V217L217 216L219 217ZM237 215H239V216H237ZM232 216H234L236 218H233ZM21 217L18 219L21 220ZM225 217H227V216H225ZM67 218L68 217L63 218L64 220L60 219L58 222H60L62 225L69 226V225H71L70 224L71 220H69ZM245 218L247 219V221H245L246 220ZM208 219L209 220L213 219L212 224H214V223L215 224L213 226H212V224H209L207 221ZM254 219H256V218H254ZM19 220L17 221V218H16L17 223H14V224H19V223L24 224L25 223L23 220H22L23 222H21ZM234 220L237 223L234 222ZM239 220H244V221H239ZM209 222H211V221H209ZM127 223H128L127 220H123L120 224V227L121 226L126 227ZM20 225H18V227ZM30 225H31V227L29 229V233L30 232L31 233L30 234L28 233V235H26V236L24 235V238L30 244L31 243L37 244L36 240L39 237L38 233H41L43 231V229L40 226V222L37 223L36 221H31ZM0 226H2L1 222H0ZM72 226H73V224H72ZM116 226H118V225L116 224ZM20 227H22V226H20ZM95 227H96L95 225H92L90 228L91 231H94ZM120 227H118L119 228L118 230H120V232H122L121 235L124 236L123 234L125 232H126L125 234H127V231L123 232L125 229H123V228L120 229ZM109 230H107L108 232L106 234V237L108 240L106 239V242H105V239H102V241L100 242V244H101L100 255L101 256H104L102 254V252L105 253L104 250H109V248H111L109 246H112V244H114V246H115V243L118 244V242H115L116 240L113 241L115 239V238H113L114 236H112L113 231L110 230L111 231L110 232ZM121 230H123V231H121ZM138 231L140 232V228L138 230L136 229V232H134L136 234H135V236L133 234V236H134L133 240L132 239L129 240V244H128L129 247L126 246L127 250H125V251L119 250L121 253H118L117 255L120 256V254H122L121 256L123 258L125 257L124 259H126L127 257H129L127 255L128 254L131 255V253L133 252L134 255L137 256L135 258V256H133V254H132V257L136 259V262L135 263L133 262L135 259L132 261V259H133L132 257L129 260H131L134 264H144V263H146V264H159L157 259H155L156 257L149 258V257H147V255H142V254L138 253L139 251L140 252L142 251L139 249L142 248V246H143L142 242L145 241V239H146L145 237L140 238V233ZM158 234H160V235H158ZM181 238L183 239V242H181L182 244L180 242H178V241H182ZM111 242H113V243H111ZM81 244H82V238L80 236V245ZM194 245H191V247H194V251H195V252H193L194 255H191V258L192 257L194 258L195 255H197L196 256L197 259H194L195 262L194 261H192V262H194V264H197L198 262H199V264H211V263H208L210 261L209 258H211L210 257L211 251L209 252V255L206 254V250L208 249V247L205 248L206 244L204 247H202V249H201L202 251H199L200 248H199V250L198 249L196 250ZM130 247L132 248V250ZM191 247L189 249H191ZM203 250L205 251V253H203L204 252ZM263 250L264 249L262 248L261 252ZM189 251H191V250H189ZM258 252L259 251H257L256 254H260V256L256 255L254 260H256L257 257H259L261 259V255L262 254L264 255V251L262 253H258ZM196 253H199V255H201V256H199ZM54 254L56 255L55 258L51 257V259L53 258L52 261L55 264H61L60 259L65 260V259H67L66 257H68V255L64 254L63 249L56 250ZM211 255L215 256L214 253ZM15 256H16L15 254H11V253H8L6 251H0V261H3V262L8 261V260H11V258L14 259ZM118 256H116V257H118ZM228 256H230V255H227V259H229ZM191 258H189V259H191ZM214 258L215 257H213L211 259H214ZM262 258H263L262 261H259L260 259H258V260H256L257 263L255 261H253L254 263H252V264H264V256ZM116 259H118V258H116ZM198 259H199V261H198ZM207 259H208V261H207ZM216 259H219V258H215L214 261H216ZM191 260H193V259H191ZM143 261H145V262H143ZM202 261H203V263H201ZM132 262H131V264H132ZM176 262H178V261H176ZM192 262H191V264H192ZM178 263L181 264V260ZM125 264H128L127 261H125ZM218 264H219V262H218Z\"/></svg>","mask_w":264,"mask_h":264}]
</instances>
